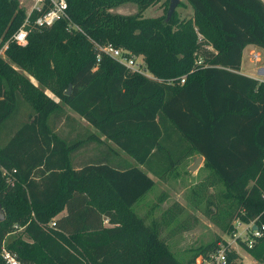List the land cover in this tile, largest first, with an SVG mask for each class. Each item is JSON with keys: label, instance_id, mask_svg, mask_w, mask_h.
Here are the masks:
<instances>
[{"label": "trees", "instance_id": "1", "mask_svg": "<svg viewBox=\"0 0 264 264\" xmlns=\"http://www.w3.org/2000/svg\"><path fill=\"white\" fill-rule=\"evenodd\" d=\"M156 1L65 0L68 20L29 23L19 46L10 38L25 12L18 0H0V44L6 41L4 55L22 71L0 59V248L19 264L207 259L220 237L181 263L131 210L153 185L150 174L162 179L193 153L211 172L209 184L223 186L205 201L204 215L226 234L234 219L264 225V82L237 72L244 46L264 52V1L185 0L189 18L174 10L166 19L142 17ZM127 2L134 13L111 10ZM40 13L31 11L29 22ZM105 44L141 55L152 78L104 55L96 46ZM30 78L142 169L112 163L106 152L74 169L70 154L87 141L59 137L51 123L69 116ZM14 224L21 231L2 242ZM240 244L264 264V230L250 247ZM237 259L226 251L225 264Z\"/></svg>", "mask_w": 264, "mask_h": 264}, {"label": "rangeland", "instance_id": "2", "mask_svg": "<svg viewBox=\"0 0 264 264\" xmlns=\"http://www.w3.org/2000/svg\"><path fill=\"white\" fill-rule=\"evenodd\" d=\"M168 3L169 0H157L147 6L141 12V16H164V19H166ZM18 4L24 12H27L32 5V0H18ZM111 10L120 14H131L135 12V5L127 2ZM174 11L180 19L189 18L192 14L191 8L185 0H177ZM5 45L6 41L0 44V59L8 62L15 70L22 72L4 55ZM252 52L262 54L263 51L254 45H250V47H246L242 51L239 70L249 75H254L255 69L260 65V62L254 63L252 61L250 56ZM138 57L142 68L148 73L141 55H138ZM198 61L199 59L196 62ZM255 75L262 79L257 73ZM31 81L34 85L36 84L38 89L44 91L47 97H53L61 104L48 89L33 79ZM61 107L70 111L63 104H61ZM197 157L198 155L193 153L184 158L162 179L150 174L153 185L131 206L132 212L135 216L142 219L144 225L155 227L157 238L165 242L168 251L181 263L190 258L197 247L205 245L215 237H220L222 241L230 244V249H233L238 254L236 264H260L240 244V242L243 243L241 241L243 237H246L245 233L241 232L240 239L237 238L234 241L231 234L222 232L209 217L204 215L205 201H215L219 192L223 191V186L220 182L209 184L212 180V174L208 168L203 166V160L200 159L198 164L194 165ZM193 190L197 191L196 194H192ZM236 220L234 219L232 222ZM21 229L22 226L12 225V230L4 235L2 242L17 236ZM238 231H241V228L234 229L232 233H238ZM195 264H200L198 257L195 258Z\"/></svg>", "mask_w": 264, "mask_h": 264}, {"label": "built area", "instance_id": "3", "mask_svg": "<svg viewBox=\"0 0 264 264\" xmlns=\"http://www.w3.org/2000/svg\"><path fill=\"white\" fill-rule=\"evenodd\" d=\"M46 4V9L42 11V8ZM66 2L65 0H32V5L30 9L25 12V18L20 24V26L16 29V31L11 35V41L19 46H24L26 44V35L28 33V24L34 27H49L53 22L59 19L68 20L66 13ZM41 12L38 14L31 22H29L28 16L31 11ZM70 22H68V25ZM74 28V27H72ZM6 46V45H5ZM99 51H101L104 55L109 56L116 62L123 65L126 69L131 72H135L141 74L145 77L152 78L151 74L142 68L141 61L139 60L138 55H130L125 54V52L120 48H115L110 44H105L103 46H96ZM251 59L254 63H259L260 65L255 69L256 73L262 77L260 81L264 82V52L259 54L258 52L250 53ZM99 56L96 55V61H98ZM199 62V61H198ZM197 62V63H198ZM183 82V77L179 79V83ZM2 174L5 173L4 170H1ZM264 197V196H262ZM236 220L232 222L233 228H241V231L238 233H231L232 239L235 241L237 238L240 239L241 232L245 233L246 237H243L241 241L247 246L250 247L255 238L259 237L264 230V225H260L259 227L256 225V228L252 229L254 224V220H250L247 223H242ZM240 241V240H238ZM230 249V244L224 242H218L217 248L211 252L207 259H200V264H225L226 263V251ZM0 254L5 264H19L16 260L15 256L9 252H7L3 246L0 248Z\"/></svg>", "mask_w": 264, "mask_h": 264}, {"label": "crops", "instance_id": "4", "mask_svg": "<svg viewBox=\"0 0 264 264\" xmlns=\"http://www.w3.org/2000/svg\"><path fill=\"white\" fill-rule=\"evenodd\" d=\"M246 47H250V44L244 46L242 51ZM241 56H242V52H241ZM240 66H241V59L237 71L239 74L260 80L257 77V75H255L256 72L254 75H249L241 72L239 70ZM51 98L57 101L53 97ZM63 110L65 111L66 114H68L69 118L60 117L58 120L53 121V123H51L54 126L53 130L59 134V137H61L66 141L70 140L73 143H76L75 141L81 140L83 137L87 141L85 142L86 143L85 146L75 148L73 152H71L70 154V161L75 167L74 169H76V167L79 164H81V162H83L86 157L95 156L98 158L101 154H104V152H106L107 154V159L112 163H118L119 165H125V164L135 165L138 168L142 169L140 165H137L132 158H130L124 152L118 149L110 140H107L103 136H101L97 132V130L82 117L64 108ZM88 137L90 138L88 139ZM99 145H102L104 149H99ZM100 150H102L101 153H99ZM61 213H63V211L60 212L59 214ZM102 225L104 226L108 225L107 220L105 218L102 219Z\"/></svg>", "mask_w": 264, "mask_h": 264}, {"label": "water", "instance_id": "5", "mask_svg": "<svg viewBox=\"0 0 264 264\" xmlns=\"http://www.w3.org/2000/svg\"><path fill=\"white\" fill-rule=\"evenodd\" d=\"M177 3V0H169V3H168V8H167V17H169V15L172 13V11L174 10V7ZM68 93V90L66 91V94ZM201 157L198 156L196 159H195V163L194 165L196 166V164H198V162L200 161ZM3 219V212H2V209H1V206H0V220ZM256 228V225H253L252 229Z\"/></svg>", "mask_w": 264, "mask_h": 264}]
</instances>
